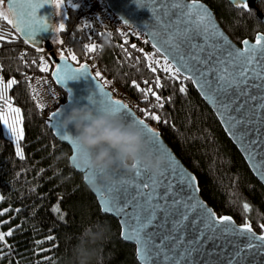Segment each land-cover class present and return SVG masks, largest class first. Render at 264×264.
<instances>
[{"label":"trees","instance_id":"obj_1","mask_svg":"<svg viewBox=\"0 0 264 264\" xmlns=\"http://www.w3.org/2000/svg\"><path fill=\"white\" fill-rule=\"evenodd\" d=\"M199 1L213 11L236 44L254 40L258 33L264 35V26L255 19L253 11L235 9L227 0ZM62 3L64 30L59 32L61 45L57 54L60 56L63 50L76 67L93 57L102 76L98 80L102 83L104 77H109L117 91L131 101L135 115L159 132L173 154L194 175L200 196L214 213L229 216L239 225L246 219L260 233V225L264 224V189L191 83L184 82L187 92L182 94L178 81L164 79L165 74L157 72L162 87L156 89L155 76L146 67L148 61L143 56L160 57L154 55L149 44H125L119 34L94 19L82 17L76 0ZM257 8L264 14V0ZM0 34L6 40L16 37L11 43L0 41V77L4 83L9 79L17 81L7 95L12 105L21 109L24 129L20 142L24 159H20L0 124V211L8 210L0 216V232L13 231L0 242V264H67L76 237L84 226L96 221H107L111 229L110 239L104 245V264H138L134 246L120 237L117 221L101 213L81 176L70 168V150L55 140L46 122L50 113L39 111L29 93L24 78L49 75L52 69L46 52L26 45L2 17ZM93 44L95 51L87 52L85 46ZM71 55H76L77 60L72 61ZM41 57L48 64L44 73L39 71ZM133 81L141 89L151 85L164 100L163 108L155 106L151 95L145 101L142 93L131 86ZM60 92L65 103L66 94ZM150 115H158L159 122L151 120ZM245 203L250 207L247 213L243 210ZM57 205L59 213L53 211Z\"/></svg>","mask_w":264,"mask_h":264},{"label":"snow or ice","instance_id":"obj_2","mask_svg":"<svg viewBox=\"0 0 264 264\" xmlns=\"http://www.w3.org/2000/svg\"><path fill=\"white\" fill-rule=\"evenodd\" d=\"M45 2L46 0H18V3L14 4L13 0H8L9 11L12 16L8 23L12 25L17 35L24 37L26 45L35 43L38 31L47 30V25L37 16V10L44 6ZM134 2L138 8H147V4L143 3L142 0H134ZM152 2L155 4L156 0H152ZM233 3L238 9H243V12H252L247 0H233ZM56 7H60L59 3L56 4ZM160 11H163L165 18L175 14L177 19L165 25L161 17L157 15ZM243 12L240 14L243 15ZM153 13L156 30L150 31L148 35L152 38L154 55L160 58L153 59L152 56L144 55L143 59L148 61L146 67L155 76L153 82L155 88L160 89L162 87L161 77L155 75L157 72H163L165 74L164 79L178 81L180 84L179 92L182 94L187 92V88L184 86L185 81L198 85L199 90L205 97L217 106L216 111L219 112L223 122L227 125L226 131L231 132L233 136L242 141L244 133L237 136L235 131L242 121L230 114L232 102L228 98L230 93L249 96L250 90L264 94V36L257 35L255 42L252 44L245 39L240 47L233 45L207 16L203 5L196 3V0H192L191 3L186 2V0H172L170 4H162L159 9L153 7ZM2 16L3 14L0 13V17ZM4 19H7V17H4ZM190 21L195 22L196 27L194 29H180L177 27L174 31L167 32V29L173 25L179 26ZM159 29H165V31L161 32ZM63 30L64 24L61 23L59 31ZM198 36L205 37L203 44L199 48L192 44H189L188 47L198 53L204 52L206 47L208 50L207 57L201 59L198 55L189 53L186 58L185 53L182 54L180 51L182 42ZM178 38H180V42H178ZM15 39L16 37L13 36L11 40H6V36L0 34V41L11 43ZM124 43L127 44L128 41L125 40ZM145 43H148V41H145ZM132 47L133 49L136 48L135 45H132ZM85 48L87 52L91 53L95 51L96 45L85 46ZM36 51H41V49L37 46ZM64 58L65 52L61 50L60 60L63 61ZM20 59L22 60L23 56ZM70 59L76 61L77 57L71 55ZM173 61L176 63L174 64ZM136 62L139 64L140 60L137 59ZM197 65L204 66V70L202 71ZM39 71L42 73L48 71V64L45 63L43 57L40 59ZM185 72L189 74L185 75ZM61 73L63 79L60 78ZM86 73L87 68L83 64L75 72L65 65L63 70L57 68L52 73V78L57 83H63L64 81L75 80L78 76H83ZM100 76L101 74L97 72L95 78L99 79ZM16 83L15 79H9L7 83H4L2 77H0V124L7 129L11 141L15 144L16 155L20 159H24L20 147V142L24 139L21 109L13 107L7 95L8 90ZM144 83L148 84V81H144ZM131 86L142 93L145 101L151 95L156 101L155 106L163 108L164 100L157 92L153 91L151 85L147 89H141L133 81ZM29 88H32L31 84H29ZM33 98L35 99V97ZM250 99L256 100L257 96L251 95ZM170 100L171 98H169ZM261 100L262 102L255 107V112L258 109H264V95L261 96ZM87 105L98 113L108 114L125 123H131L147 141V151L154 156L163 155L165 157L167 169H163L161 174L163 175L166 172L171 174L172 171H176L171 155L159 144L157 134L147 127L143 119H135L128 111L126 104L109 98L94 99L88 97ZM53 115L59 117L62 114L57 111ZM145 115H149L147 111H145ZM149 118L157 122L160 120L158 115H150ZM55 134L71 145V149L75 154L70 159L75 162L78 145L73 135L70 131L61 130L59 127H57ZM246 151H248L249 157L255 160V155L250 148H246ZM81 163L92 177L91 182L95 183L100 173L89 169L86 162ZM254 166L264 168V160L259 161ZM134 168L135 171L130 178H125L123 172L114 171L111 173L114 183L107 188L106 196L102 197V203L99 207L102 214L113 212L116 217L122 218V239L135 241L137 245L136 256L140 264H157L158 260L161 261V264H168L170 260H173V255L169 254V250L162 247L165 241H169L173 237L165 236L160 243H156L154 234L150 229L154 226L158 216L162 215L164 220L168 221L174 214L178 215V218L171 221L172 232L175 233L183 228L185 221L188 220V215L179 213L178 205L190 211L203 213L199 217L203 228L200 229V234L196 236L195 242L197 244L201 243V237L205 235L206 231L215 232L216 230L243 240V243L237 244L234 251L228 256L227 264H254L257 257H264V224L260 225L261 234L257 235L246 219L240 227H237L230 217H218L203 201L198 199L199 188L195 186L196 178L194 176L188 177L187 180L184 178H177L175 181L157 180L149 175L143 167L134 166ZM115 181L120 182L119 187L116 186ZM177 190L182 194V199L174 200L171 205L167 206L160 202L167 197L176 195ZM161 191H163V195H161ZM243 210L244 213L250 211L247 203L243 205ZM6 211L8 210L0 211V216L4 215ZM53 211L59 213V206H55ZM59 218L63 219V216ZM195 222L193 221V223ZM12 234V230L7 233L0 232V242H3L6 236ZM182 241L183 237L172 245V250L174 251ZM189 244H192V241H189ZM197 251L196 248L181 251L179 258L174 260V264H183L185 260L189 264L190 258ZM53 264H55V261H53Z\"/></svg>","mask_w":264,"mask_h":264},{"label":"water","instance_id":"obj_3","mask_svg":"<svg viewBox=\"0 0 264 264\" xmlns=\"http://www.w3.org/2000/svg\"><path fill=\"white\" fill-rule=\"evenodd\" d=\"M109 9L123 24L128 25L132 28L141 30L148 41L149 46L152 48V38L148 35L150 31L156 30L155 18L153 13V7L159 9L162 4H170L172 0H156V3L153 4L152 0H142L143 3L147 4V8H138L135 4L134 0H103ZM235 9H238L233 0H227ZM8 18L12 19V16L9 11L8 0H4ZM186 2L191 3L192 0H186ZM260 0H247L249 8L255 14V19L264 26V14L258 10L257 4ZM13 3H18V0H13ZM196 3L203 5V9L206 10L207 16L213 21L215 26L221 31L224 36L228 38V40L238 47L241 46L236 44L229 35L224 31L221 27L220 23L216 19L213 11L203 2L196 0ZM243 10V9H240ZM163 20L165 25L170 24L172 21L177 19V16L174 14L170 17L165 18L163 11L157 13ZM37 16L47 25V30L38 31L35 37V43H30L29 45L34 47L38 46L41 50L47 52L48 60L52 65V69L50 71V78L54 85L62 90L66 94L65 103H63L57 110L53 111L46 118V122L49 126V129L52 132L53 137L60 144L65 145L70 150L69 156V166L72 170H74L77 174H79L82 178V183L89 190V192L94 196L98 206L102 203V197L106 196L107 188L111 187L114 183L108 184H100V183H92V177L90 176L87 169L84 168L83 164L76 159L73 162L70 157L75 153L71 149V145L67 141H63L60 139L59 135H56L57 127H59V120L61 116L54 117V113L59 111L61 114L67 111L69 108L73 106L85 105L88 104V97H93L94 99H103L109 98L111 100H116L113 98L112 93L104 87V85L96 79L92 73L90 68L83 63V65L87 68V73L83 76H78L75 80L64 81L63 83H57L56 80L52 78V73L56 71L57 68L61 70L64 69L65 65L75 72L80 66L76 67L66 56L63 61L60 60V56L57 54L56 50L52 44V38L54 37V7L53 0H46L44 6L37 10ZM11 25V24H10ZM179 27L180 29L188 28L194 29L195 22L190 21L186 24H181L179 26L173 25L171 28L167 29V32L174 31L175 28ZM12 31L15 32L11 25ZM161 32H164L165 29H159ZM16 33V32H15ZM191 35V33H190ZM264 36L263 34H256ZM21 41L24 42V37L22 35H17ZM254 40H248L250 44L255 42ZM205 40L204 36H198L195 38H190L185 40L181 44V53H185L186 58L189 53L191 55H198L201 59L207 57V48L205 47V51L202 53H198L194 49H190L188 47L189 44L195 45L196 48H199ZM178 42H180V38H178ZM153 49V48H152ZM154 50V49H153ZM226 55V54H225ZM175 64L176 62L173 61ZM202 71L204 70V66L197 65ZM188 75V72L184 73ZM63 79V74L60 76ZM195 92L199 95L202 102L208 107V109L213 113L216 120L218 121L222 131L224 132L227 139L232 143L235 149L238 151L243 161L245 162L248 170L254 177V179L263 187L264 189V168H258L256 165L259 161L264 160V109H258L257 112L254 111L255 107L262 102L261 96L264 95L261 92H254V90H250L249 96L239 95L236 93L229 94V101L231 103V115L235 116L237 119L241 120V125L235 130L237 136L240 133H244V139L238 140L236 136H233L231 132L226 131L227 125L223 122L219 112L216 111V105L199 90L198 85L191 84ZM106 94V95H105ZM256 95V100H251L250 96ZM121 103H123L121 101ZM125 104V103H123ZM127 105V104H126ZM128 106V105H127ZM128 111L131 112L132 116L140 120L134 113L131 107L128 106ZM148 128L152 130V132L157 134V139L159 144L171 155L174 165L176 166V171H172L171 174L167 172L165 174H160L155 179L157 180H172L175 181L177 178H184L187 180L188 177L194 176L180 161L178 157H176L166 142L161 138L158 131L147 124ZM254 142V143H253ZM246 148H250L251 152L255 155V160L249 157L248 151ZM79 165V167H77ZM163 169H167V163ZM123 172L125 178H130L133 173H127L124 171H116ZM149 174V173H148ZM186 174V175H184ZM150 175V174H149ZM117 187L120 186L119 181H115ZM197 187V182L195 184ZM175 187V183H174ZM161 195H163V191H161ZM182 199V194L177 190V194L172 197H167L161 203L167 205H171L174 200ZM198 199L203 201V203L213 211V209L205 203V201L200 196L198 192ZM100 209V207H99ZM178 212L187 214L188 220L185 221V226L181 228L179 231L173 233L171 230V221L178 218V215L174 214L168 221H165L163 216H158L157 220L154 222V226L150 229V231L154 234V239L156 243H160L165 236H172L173 239L169 241H165L162 244V247L169 250V254L173 255V260H170L168 264H174V260L179 258V254L181 251L191 250L192 248H196L198 251L193 254V256L189 260V264H227L228 256L234 251L235 246L237 244L243 243L241 238H238L234 235L221 233L219 230L215 232L206 231L205 235L201 237V243L197 244L195 242L196 236L200 234V229L203 228V224H201L199 217L203 215L202 212L198 211H190L189 209L182 208L181 206H177ZM214 212V211H213ZM103 215L109 216L117 221L120 227V237L122 239V218L116 217L113 212L103 213ZM219 217V216H218ZM229 217V216H228ZM231 218V217H230ZM232 219V218H231ZM233 220V219H232ZM193 221H196L193 223ZM233 222L237 227L241 225L237 224L234 220ZM261 230V229H260ZM256 232V231H255ZM257 235L261 234L257 233ZM183 237L182 243H180L176 249L172 250V245L176 243V241L181 240ZM123 242L134 246L135 248V258L140 264V261L136 256V248L137 245L134 240H123ZM189 241H192V244H189ZM157 264H161V261L158 260ZM183 264H188L185 260ZM254 264H264V257H257L254 261Z\"/></svg>","mask_w":264,"mask_h":264},{"label":"clouds","instance_id":"obj_4","mask_svg":"<svg viewBox=\"0 0 264 264\" xmlns=\"http://www.w3.org/2000/svg\"><path fill=\"white\" fill-rule=\"evenodd\" d=\"M61 130L70 131L78 145L77 160L98 171L97 183H112L111 173H133L134 166L143 167L153 178L158 177L167 161L163 155L147 151V141L131 123L104 113L87 104L73 106L62 113ZM107 221L84 226L71 248L67 264H104V245L110 239Z\"/></svg>","mask_w":264,"mask_h":264},{"label":"built area","instance_id":"obj_5","mask_svg":"<svg viewBox=\"0 0 264 264\" xmlns=\"http://www.w3.org/2000/svg\"><path fill=\"white\" fill-rule=\"evenodd\" d=\"M78 1L82 17L94 19L110 32L119 34L124 40L146 44L145 41H147V39L145 34L141 30L123 24L112 12L109 11L103 0ZM44 55H47V52L44 53ZM84 63L90 68L94 77L97 72L100 73L97 63L93 57H90ZM24 80L29 93L32 97H35L34 100L39 111L52 113L63 104L62 94L54 85L49 75H27ZM29 84L32 85V88H29ZM102 84L112 93L114 99L122 101L129 107L132 106L131 101L118 92L112 85V81L109 77H104Z\"/></svg>","mask_w":264,"mask_h":264},{"label":"rangeland","instance_id":"obj_6","mask_svg":"<svg viewBox=\"0 0 264 264\" xmlns=\"http://www.w3.org/2000/svg\"><path fill=\"white\" fill-rule=\"evenodd\" d=\"M76 1H77V4H79V1L78 0H76ZM57 3H59L60 7H56ZM53 7H54V30H55V34H54V37L52 38V44H53L55 49H59V46L61 45V40L59 37V32H60L59 26L61 23L62 24L64 23V8H63L62 0H53ZM0 13L3 14V16H2L3 19H4V17H7V19H4V20H6V21L9 20L4 0H0ZM13 107H15V106H13ZM2 130H3L4 136L11 140V137H10L7 129L4 128L3 125H2Z\"/></svg>","mask_w":264,"mask_h":264}]
</instances>
